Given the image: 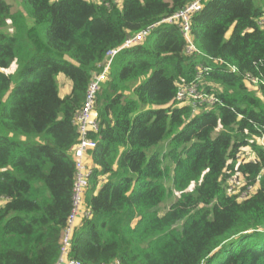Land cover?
Returning a JSON list of instances; mask_svg holds the SVG:
<instances>
[{"label": "trees", "instance_id": "1", "mask_svg": "<svg viewBox=\"0 0 264 264\" xmlns=\"http://www.w3.org/2000/svg\"><path fill=\"white\" fill-rule=\"evenodd\" d=\"M195 1L22 0L13 11L0 0V264L59 259L72 208L74 116L106 54L146 30L113 57L97 95L89 216L75 222L68 257L264 264V0L203 2L190 19L188 55L179 24L162 20ZM59 77L70 83L63 96ZM196 78L218 103L193 112L175 98ZM231 177L244 183L234 194ZM172 192L179 197L160 215Z\"/></svg>", "mask_w": 264, "mask_h": 264}, {"label": "built area", "instance_id": "2", "mask_svg": "<svg viewBox=\"0 0 264 264\" xmlns=\"http://www.w3.org/2000/svg\"><path fill=\"white\" fill-rule=\"evenodd\" d=\"M205 1L207 0H197L180 12L162 20L163 23L167 24H179L182 36L187 42L186 53L188 55L195 52V48L190 40V19L195 13L201 10L202 3ZM148 33L149 30H146L134 37H129L119 48L113 49L106 54L101 71L93 75L86 90L84 102L74 116V124L77 128L78 141L72 150V156L75 162L71 198L72 208L67 219V226L62 239L61 255L55 264H82L81 262L72 260L68 257V249L70 235L75 222H77V220L80 218H87L89 216V214L85 212L83 204L84 195L88 189L89 180L92 176V167L89 164V154L96 147V142L92 136H94L99 130V121L95 113L97 95L102 87V84L108 79L109 69L113 57L119 52L120 49L131 48L135 44L140 43L148 35ZM228 69L232 73L236 72V69L233 67H228ZM251 82L255 84L256 80L251 79ZM175 99L178 104L189 105L193 112L198 109L199 105H214L218 103V100L213 96H207L198 90L197 78L188 84L179 86ZM257 140L259 141L260 145H264V135ZM238 180L236 177L228 178L229 186L227 191L229 193L238 191L243 187L244 183ZM253 191V187H246V190L239 195V200L246 199L252 194ZM109 264L121 263L113 262Z\"/></svg>", "mask_w": 264, "mask_h": 264}, {"label": "rangeland", "instance_id": "3", "mask_svg": "<svg viewBox=\"0 0 264 264\" xmlns=\"http://www.w3.org/2000/svg\"><path fill=\"white\" fill-rule=\"evenodd\" d=\"M6 1V0H5ZM13 7V11H17L19 9H21V2L22 0H8ZM94 1L97 4H102L105 0H91ZM7 2V1H6ZM15 72V67L11 68L10 70L6 71V73H10L13 74ZM58 82H59V86H60V95L63 96L65 94H67L68 90H69V86H68V81L66 79H64L63 77H59L58 78ZM248 82V88L251 91H254L255 86L253 84H251L249 81ZM250 83V84H249ZM200 85V84H199ZM200 87H202L200 85ZM198 87V89L200 88ZM200 92L202 93V91H204V89L200 88L199 89ZM187 105V104H186ZM198 110H195V112H197ZM167 148V145L165 143L163 144H159L158 146H156L154 149H152V151H162L164 149ZM238 180V179H237ZM240 181H242L241 179H239ZM238 180V181H239ZM166 186L169 187L170 185L166 183ZM244 192V191H243ZM235 192H232V194H234ZM179 197L178 193L172 192L171 197L162 205L159 206V208H157L158 212L160 215L163 214V212L169 208V206L175 202L177 200V198Z\"/></svg>", "mask_w": 264, "mask_h": 264}, {"label": "crops", "instance_id": "4", "mask_svg": "<svg viewBox=\"0 0 264 264\" xmlns=\"http://www.w3.org/2000/svg\"><path fill=\"white\" fill-rule=\"evenodd\" d=\"M7 3L11 4L8 0H6ZM14 10V9H13ZM68 86L70 87V83L68 82ZM69 91V90H68ZM68 93V92H67Z\"/></svg>", "mask_w": 264, "mask_h": 264}]
</instances>
